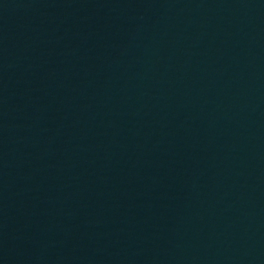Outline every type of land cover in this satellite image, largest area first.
I'll use <instances>...</instances> for the list:
<instances>
[{
    "label": "water",
    "instance_id": "1",
    "mask_svg": "<svg viewBox=\"0 0 264 264\" xmlns=\"http://www.w3.org/2000/svg\"><path fill=\"white\" fill-rule=\"evenodd\" d=\"M0 264H264V0H0Z\"/></svg>",
    "mask_w": 264,
    "mask_h": 264
}]
</instances>
